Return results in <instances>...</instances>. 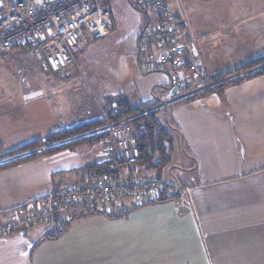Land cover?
Instances as JSON below:
<instances>
[{
  "label": "crops",
  "instance_id": "1",
  "mask_svg": "<svg viewBox=\"0 0 264 264\" xmlns=\"http://www.w3.org/2000/svg\"><path fill=\"white\" fill-rule=\"evenodd\" d=\"M134 1L100 0L99 5L112 14L113 28L102 39L89 38L75 52L71 69H77L79 62L82 73L97 76L91 88L103 93L104 98L93 104L72 99L69 95L78 85H71V81L81 72L68 74L64 77L67 83L61 84L69 89L68 95L60 104L66 110L67 120L61 114L55 118L32 116L34 102L12 104L9 111L28 110L30 118L13 114L0 117V145L10 151L44 139L62 129L100 118L120 100L135 105L153 103L173 138L171 160L163 168L161 178L172 187L167 194L175 198L154 201L160 193L156 198L146 196L139 200L142 202L136 206L134 222L141 250L149 252L145 257L167 264H264V73L231 84L222 92L173 98L165 71L140 70L141 58L157 55L154 45L147 49L139 47L140 32L146 26L157 25L160 16L137 9ZM208 1L178 0L182 14H174L179 28L183 30L188 25V7ZM195 46L209 78L228 71L213 62L215 51H209L206 42L198 41ZM105 143V136H97L1 168L0 221L7 219L13 209L59 186L84 182L89 176L88 165L105 162ZM171 161L178 168L176 182L163 178ZM176 191L181 196L173 194ZM84 210L83 206H76L45 222L1 235L0 264H80L79 257L73 263L70 258L54 256L58 254L55 251L54 255L45 256L43 250L50 240L60 237L49 233L56 223L63 221L67 213L74 216ZM101 215L96 212L71 219ZM82 258V264H93L88 256Z\"/></svg>",
  "mask_w": 264,
  "mask_h": 264
},
{
  "label": "built area",
  "instance_id": "2",
  "mask_svg": "<svg viewBox=\"0 0 264 264\" xmlns=\"http://www.w3.org/2000/svg\"><path fill=\"white\" fill-rule=\"evenodd\" d=\"M100 0H0V51L25 49L43 61L58 75H72L75 52L89 38L102 39L114 25L111 12L99 5ZM172 0H135L134 6L147 13H157L160 21L146 26L139 35V47L154 45L157 55H147L139 61L141 72L165 71L173 98L197 97L212 87L196 46L187 42L177 24ZM103 123L77 136L106 137L105 162L112 176H89L80 184L59 186L43 197L13 209L0 221V236L24 230L45 222L58 213L76 206H89L99 212H112L114 205L124 200L158 197L164 188L156 177H130L122 163L137 157V143L131 133V118H110L104 111ZM66 139L64 142H66ZM46 146L36 149L42 152ZM33 152L11 157L14 159ZM173 191V190H172ZM173 194L181 196L177 191Z\"/></svg>",
  "mask_w": 264,
  "mask_h": 264
},
{
  "label": "rangeland",
  "instance_id": "3",
  "mask_svg": "<svg viewBox=\"0 0 264 264\" xmlns=\"http://www.w3.org/2000/svg\"><path fill=\"white\" fill-rule=\"evenodd\" d=\"M177 1L172 2V10L175 14H182V6H178ZM186 12L188 25L183 30L180 29L186 41L194 44L198 41L206 42L209 51H215L213 62L219 67L230 70L264 55V0H210L204 5L188 7ZM191 28L192 33L189 31ZM35 59L25 49L0 51V117L13 114L15 117L30 118L28 110L12 112L9 109L12 104L17 106L22 102H34L35 105L30 109L32 116L41 118L46 115L47 118H55L61 114L66 121V110L60 108V104L65 102L64 97L68 95L69 89L61 84L67 83L64 77L69 75H58L63 78L60 79L55 73L48 71L43 61L37 62ZM237 60L243 61L235 64ZM97 64L99 65L98 61ZM76 67L77 69H72L74 73H81L79 77L74 76L71 85L78 86L69 96L77 102L89 101L90 104L96 103L98 98H104L103 93L91 88V82L96 81L97 76L82 73L83 66L79 62ZM5 161L6 159L2 160ZM171 162L166 167L170 170L165 172L163 178L175 181L178 168ZM141 202L128 199L120 205H114L116 212L130 209L118 218L114 210L109 214L97 211L102 215L74 221L71 219L73 214L67 213L64 222H58L50 229L49 233L60 234V237L45 244L43 254L54 255L55 251L58 254L54 256L70 258L73 263L79 257L80 264L82 257L87 256L93 264H167L165 261L155 262L150 256L145 257L149 252L141 250L138 227L134 222L138 210L136 206ZM145 239L144 236L142 241Z\"/></svg>",
  "mask_w": 264,
  "mask_h": 264
},
{
  "label": "trees",
  "instance_id": "4",
  "mask_svg": "<svg viewBox=\"0 0 264 264\" xmlns=\"http://www.w3.org/2000/svg\"><path fill=\"white\" fill-rule=\"evenodd\" d=\"M251 68L253 69L251 70ZM249 70H251V72ZM261 73H264V56L258 57L244 64L237 65L227 72L209 78V82H211L212 87L206 92L214 90L222 92L231 84L240 83L245 79H249ZM106 112L110 118H131L129 123L131 124V133L134 135L137 143V157L135 159L122 162L127 167L130 177H156L160 182H162L164 185V188L161 191L162 195L159 194L161 196L157 199H153L154 201H164L175 198L174 195L169 196L167 194V190H171L172 187L163 182L161 178L163 168L171 160L173 138L171 131L168 128V124H165L158 117V113L160 112L159 109H157L153 103L135 105L124 99L116 102L115 105L110 106L109 109H106ZM102 123L103 120L101 118H97L71 128L62 129L44 139L34 140L10 151H6L4 146L0 145V161L33 150V152L27 155L19 156L5 162H0V169L24 160L51 153L64 147L85 142L93 137H97L83 136L74 139L75 137L81 136L82 134H85L93 128L101 125ZM99 136L104 137V135ZM66 139L68 140L64 142ZM42 146H46V148L42 152H38L36 149ZM86 172L89 176L98 177L103 175L112 176L113 174L109 169V164L106 162L88 165L86 167ZM83 208H85L84 212L75 214L73 218L97 212L96 209L89 206H83ZM134 208L135 207H133V209ZM129 211L130 209H120L117 213H115V216L126 214Z\"/></svg>",
  "mask_w": 264,
  "mask_h": 264
}]
</instances>
